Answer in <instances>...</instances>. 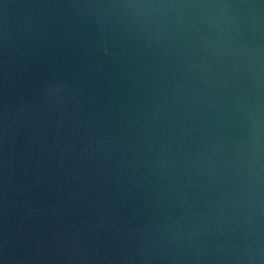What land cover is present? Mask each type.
<instances>
[{
  "label": "water",
  "instance_id": "obj_1",
  "mask_svg": "<svg viewBox=\"0 0 264 264\" xmlns=\"http://www.w3.org/2000/svg\"><path fill=\"white\" fill-rule=\"evenodd\" d=\"M0 264H264V0H0Z\"/></svg>",
  "mask_w": 264,
  "mask_h": 264
}]
</instances>
